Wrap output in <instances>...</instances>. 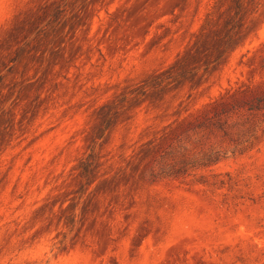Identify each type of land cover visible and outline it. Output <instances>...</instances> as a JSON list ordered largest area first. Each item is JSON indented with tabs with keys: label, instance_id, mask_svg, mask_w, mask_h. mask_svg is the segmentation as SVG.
<instances>
[{
	"label": "rangeland",
	"instance_id": "rangeland-1",
	"mask_svg": "<svg viewBox=\"0 0 264 264\" xmlns=\"http://www.w3.org/2000/svg\"><path fill=\"white\" fill-rule=\"evenodd\" d=\"M0 264H264V0H0Z\"/></svg>",
	"mask_w": 264,
	"mask_h": 264
}]
</instances>
